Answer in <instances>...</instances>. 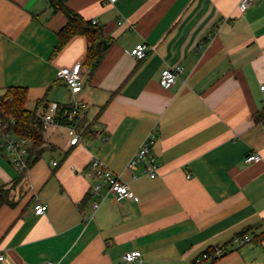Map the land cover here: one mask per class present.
<instances>
[{"label":"crops","instance_id":"obj_1","mask_svg":"<svg viewBox=\"0 0 264 264\" xmlns=\"http://www.w3.org/2000/svg\"><path fill=\"white\" fill-rule=\"evenodd\" d=\"M238 1L67 0L110 42L92 73L81 65L74 95L86 104L83 116L96 118L93 135L70 145L67 127H47L51 147L24 173L0 148L1 264H139L123 261L131 250L144 264H193L216 245L223 253L204 264H264V160L245 161L254 152L264 158V121L254 116L264 108V0L243 12ZM65 23L48 0H0V96L25 87V107L38 117L51 102H69L59 70L86 55L81 34L54 51ZM139 42L149 47L143 59L129 52ZM176 65L181 72L164 88L161 70ZM153 129L150 177L144 164L127 163ZM92 156L129 184L132 198L115 201L106 186L92 193ZM249 226L242 236L251 240L237 246L233 238Z\"/></svg>","mask_w":264,"mask_h":264},{"label":"built area","instance_id":"obj_2","mask_svg":"<svg viewBox=\"0 0 264 264\" xmlns=\"http://www.w3.org/2000/svg\"><path fill=\"white\" fill-rule=\"evenodd\" d=\"M113 2L114 0H109ZM254 0H239L237 7L239 11H245ZM93 24H98L96 19H92ZM149 47L145 42H139L135 44L130 49V54L137 59H143L148 54ZM182 70V66L176 65L173 67H165L160 72V82L164 88H170L176 81L179 73ZM58 77L62 79L71 94V98L68 103L72 105V114L76 115L86 106L84 102L77 100L74 95L81 90L83 84V75L81 71V63L76 62L71 67H64L59 70ZM260 90L264 92V83L260 85ZM264 103V99H263ZM57 110V103L51 102L48 104L46 111L42 113L39 117L43 132L45 129L51 125H60L54 119ZM15 123L12 116H8L6 120H0V148L8 153L10 161L13 166L21 173H24L28 169V164L30 161L28 148L30 145L29 139L25 137H20L14 134L11 130V126ZM67 127V126H65ZM67 132L69 135L68 143L70 145H75L79 143L82 139L80 133L73 127H67ZM95 134L102 140L107 139V135L99 130H95ZM155 141V129L149 132L145 138L142 140L141 144L131 156L127 163L128 168H134L138 164H144L143 171L150 177L157 174V163L155 157L151 152V146ZM264 158L260 153L254 152L250 153L245 157L246 162H260ZM53 165L56 162H52ZM88 172L92 175L96 183L91 186V191L93 194H99V191L103 186H106L107 192L111 193L115 201H120L126 198H132L133 193L130 189L129 184L124 181L118 174H115L108 165L96 156H92L88 164ZM103 199V196H101ZM98 203L94 202L92 207L95 209ZM35 214L41 215L46 210V205L42 203H36L33 206ZM251 239L248 236H235L233 241L238 245L249 242ZM223 253V247L216 245L209 250L203 251L198 257L195 258L193 264H204L205 260H210L214 257H219ZM4 259V255L0 253V264ZM123 261L135 262L139 264H144L141 257V252L139 250H131L123 254ZM38 264H53L51 261L39 262Z\"/></svg>","mask_w":264,"mask_h":264},{"label":"trees","instance_id":"obj_3","mask_svg":"<svg viewBox=\"0 0 264 264\" xmlns=\"http://www.w3.org/2000/svg\"><path fill=\"white\" fill-rule=\"evenodd\" d=\"M48 4L53 11H59L66 17L65 25L57 32V43L54 51L61 49L74 35H84L88 47L84 61L81 65H86L89 73H92V71H94L99 65L110 46V42L103 37L102 26L93 24L90 19L82 17L78 12L67 5V0H48ZM116 91H118V89L113 93ZM26 99L27 89L25 87L19 86L7 88L5 93L0 96V120H6L9 115L12 116L15 123L11 126V130L17 136L29 139L30 145L28 152L29 157H31L28 164L29 168L31 163L37 160L42 153L51 146L45 144L43 129L39 117L34 110H29L25 107ZM72 108L73 107L70 103H57V110L54 117L55 121L62 126L75 128L80 133L81 137L92 136V125L96 118L88 121L81 111L76 115H73ZM254 116L256 121H264V108L261 111L256 112ZM2 192L3 189H0V204H2L3 201L7 202V198ZM252 230L253 227L249 226L237 233V236H242L246 232H251ZM258 235L260 239L264 238V231L260 232ZM210 248L206 250H209ZM217 258L218 257H214L210 260L213 262Z\"/></svg>","mask_w":264,"mask_h":264}]
</instances>
